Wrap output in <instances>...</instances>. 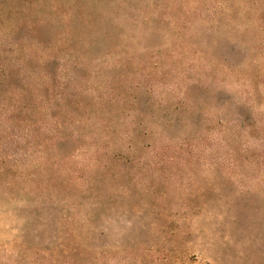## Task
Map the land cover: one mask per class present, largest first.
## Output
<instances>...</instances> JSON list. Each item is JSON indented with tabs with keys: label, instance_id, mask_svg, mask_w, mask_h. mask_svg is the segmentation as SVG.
<instances>
[{
	"label": "rangeland",
	"instance_id": "rangeland-1",
	"mask_svg": "<svg viewBox=\"0 0 264 264\" xmlns=\"http://www.w3.org/2000/svg\"><path fill=\"white\" fill-rule=\"evenodd\" d=\"M0 264H264V0H0Z\"/></svg>",
	"mask_w": 264,
	"mask_h": 264
}]
</instances>
